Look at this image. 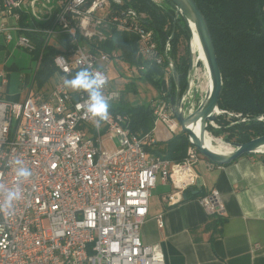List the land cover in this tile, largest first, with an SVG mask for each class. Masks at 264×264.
<instances>
[{
	"label": "built area",
	"instance_id": "2783aa9c",
	"mask_svg": "<svg viewBox=\"0 0 264 264\" xmlns=\"http://www.w3.org/2000/svg\"><path fill=\"white\" fill-rule=\"evenodd\" d=\"M121 5V0H0V19L15 20L17 46L27 53L35 51L30 35L42 36L46 45L52 37L68 38L67 49L53 59L57 77L49 92L32 93L22 103L0 99V204L7 190L21 193L11 215L0 212V264H164L160 246H146L140 238L149 199L158 182L171 186L169 205L201 187L194 148L178 163L147 150L180 132L166 99L168 79L163 78L150 104L153 126L144 135L131 133L129 117L118 112L98 129L87 112V93L64 87V78H73L75 71H99L107 78L102 91L109 107L117 108L122 96L111 89L109 72L121 62L120 52L89 47L114 34L135 37L143 61L163 64L152 32L133 10L113 7ZM5 38L12 37L7 33ZM143 71L124 66L115 80L130 84ZM165 72L170 73L168 66ZM0 83L7 84L5 70H0ZM17 159L31 171L30 178L17 179ZM199 202L207 216H225L218 191L207 192ZM156 224L163 229L161 216Z\"/></svg>",
	"mask_w": 264,
	"mask_h": 264
},
{
	"label": "trees",
	"instance_id": "16d2710c",
	"mask_svg": "<svg viewBox=\"0 0 264 264\" xmlns=\"http://www.w3.org/2000/svg\"><path fill=\"white\" fill-rule=\"evenodd\" d=\"M121 2L120 7H114L117 11L129 8L137 15H143L141 23L152 32L160 55H163L168 38L173 36L167 56L174 63L179 75L180 94H183L191 74L190 61L186 58L187 48L185 47L183 55L178 52L180 40L188 42L191 39L185 20L183 18L175 20L174 10L161 8L150 0H121ZM194 2L207 23L222 77L218 108L224 113L219 115L215 122L220 123L229 116L230 122H224L223 127L226 128L222 129H225L227 140L230 139L235 144H244L263 136L264 0H194ZM26 18L23 15L22 21ZM30 38L35 45V51L31 54L36 62L33 82L36 88L41 90L55 77L57 70L53 59L61 51L46 45L42 36L30 35ZM89 47L92 52L120 50V59L129 65L144 68V71L140 72L142 80L152 83L158 90L161 89L163 73L167 69L166 61L164 60L161 66L143 61L136 53L135 37L114 34L110 40L99 44L98 47ZM77 72L73 73V77ZM156 76L159 82H153L152 79ZM128 89L131 93H136L133 88L128 87ZM175 95L173 78L168 72L167 102L172 104ZM109 111L127 115L129 129L133 134H148L152 129L153 116L150 104L130 108L109 107ZM230 123L233 125L229 127ZM189 147L187 136L180 132L153 144L152 148L147 150L160 159L178 163L186 157ZM260 160L264 163V155L260 156ZM191 191L187 190L185 194L190 196Z\"/></svg>",
	"mask_w": 264,
	"mask_h": 264
},
{
	"label": "crops",
	"instance_id": "0c3cea01",
	"mask_svg": "<svg viewBox=\"0 0 264 264\" xmlns=\"http://www.w3.org/2000/svg\"><path fill=\"white\" fill-rule=\"evenodd\" d=\"M16 26L13 18L0 19V70L7 73V84L0 83V99L22 103L32 93L49 92L52 85L38 90L33 82L34 75L32 79L22 76L19 93H9L10 74L17 70L15 60L21 49L17 46ZM7 33L12 37L9 42L5 38ZM61 37L67 44V36ZM52 44L50 42L53 47ZM120 60L122 64L125 62ZM140 76L133 78L130 84L121 82L136 93L141 89L139 83L152 90L148 98L151 104L158 94L157 88ZM163 78L168 79V72L163 73ZM152 80L160 81L157 76ZM158 130L159 138H164L162 126ZM199 162L202 170L197 164L196 172L201 187L191 191L197 192V197L187 195L186 200L169 205L171 186L157 183L149 199L148 216L140 229L142 243L159 245L164 264H264V163L253 156L241 157L226 166H214L204 160ZM211 190L218 191L221 196L225 208L222 218L207 216L199 202V198ZM158 216L162 217V230L156 224Z\"/></svg>",
	"mask_w": 264,
	"mask_h": 264
},
{
	"label": "water",
	"instance_id": "95a60500",
	"mask_svg": "<svg viewBox=\"0 0 264 264\" xmlns=\"http://www.w3.org/2000/svg\"><path fill=\"white\" fill-rule=\"evenodd\" d=\"M20 1V0H18ZM174 7L175 20L182 17L187 23L191 40L193 35L196 36L203 58L207 64L210 78L211 89L208 94L198 104L197 108L193 110L188 116H184L186 96L190 93V76L187 87L183 94H180V81L174 63L168 58L167 53H163L164 60L170 68V75L176 88V95L174 102L171 104V114L177 122L180 132L185 134L188 139L189 146L194 148L196 152L207 159L214 166H226L244 156L264 155V135L252 139L244 144L231 143V153L219 154L208 149L203 143V135L206 132L208 125H211L216 118L221 115L222 111L218 108V99L222 87V77L217 64L215 49L209 33L207 23L195 4L194 0H168ZM173 36L168 38L166 45L170 44ZM190 71H192V64L190 62ZM199 125V134L195 132L196 126ZM197 192H192L196 195ZM188 196L182 195V199L186 200Z\"/></svg>",
	"mask_w": 264,
	"mask_h": 264
},
{
	"label": "rangeland",
	"instance_id": "374dc122",
	"mask_svg": "<svg viewBox=\"0 0 264 264\" xmlns=\"http://www.w3.org/2000/svg\"><path fill=\"white\" fill-rule=\"evenodd\" d=\"M33 0H24V2L26 4H29L30 2H32ZM151 2H153L154 4H156L157 6L164 8V9H172L174 10V8L172 7L171 4H169L166 0H156L155 2L153 0H150ZM38 5V3L36 4V6ZM112 6H110L111 8ZM115 7V6H113ZM112 7V8H113ZM111 8V9H112ZM175 14V11H174ZM138 16L140 18H143V15L138 14ZM179 19L182 18L181 16L178 17ZM187 29L189 31V34L191 36L189 27L187 25ZM64 38L60 37V39H56V38H51V43L53 42V47L58 49V50H65L67 49V44L66 42H64L63 40ZM172 40V39H171ZM185 47L187 48V54H186V58L188 61L191 62L192 64V71L190 74V82L193 78V74H194V68L195 67H200V63L196 62V55L192 49V40L190 43V40L188 42L183 41L182 39L180 40V44L178 47V52L180 55H183L185 53ZM19 51V56L16 57L15 60V65L17 67L16 71H12L11 72V83H10V87H9V93L10 94H16L19 93L20 91V80L22 78V76L28 77L29 79H32L34 73H35V69H36V62L33 60L32 55L27 53L26 51L22 50V49H18ZM197 50L199 53H202L199 48L197 47ZM125 63V62H124ZM123 63V64H124ZM122 62H120L117 66L112 67L111 71L109 72V78L112 79L111 81V89L115 90V91H119L121 92V101L117 104H114L115 107H123V108H130V107H134V106H138L137 104H143V105H147L149 103V96L152 94V90L144 88L142 86L141 83H139V87L141 88L140 90H138V93H131L130 90L123 85V82H121L119 79L115 80L117 78V76L121 77L120 73L122 72V68L124 66H128L129 64L126 63L123 66ZM128 64V65H127ZM200 64V65H199ZM133 67V66H131ZM57 75L55 77H53L50 81H48V85L47 86H53L55 79H56ZM126 77V76H125ZM35 85V84H34ZM195 85V82H194ZM128 86V85H127ZM35 88V86H34ZM37 89V88H36ZM192 91L191 95H187L186 96V102H185V110L187 112V115H189L191 112H193V110H195L198 106V104L201 102L202 98L198 92V90L195 88H190ZM158 93V91H157ZM158 97V94L156 96V98ZM228 117V118H227ZM226 118H224V121L218 123V122H212L211 125H208L207 129H206V136L210 141L211 145H215L214 140H219L222 143L230 146L231 143H234V141L228 139L227 140V134L225 133V129L222 128H226L223 127L224 122H230L229 121V116H227ZM243 121V120H242ZM241 121V122H242ZM233 125V123L229 124V127ZM222 129V130H221ZM180 132H176V134H178ZM212 142V143H211ZM116 143V141H115ZM200 156V155H199ZM254 159H258L260 160V156L261 155H252ZM200 160H204L209 162L207 159H205L204 157L200 156L199 158ZM198 168H201L200 162L198 163ZM197 167L195 169H197Z\"/></svg>",
	"mask_w": 264,
	"mask_h": 264
},
{
	"label": "clouds",
	"instance_id": "9594fccd",
	"mask_svg": "<svg viewBox=\"0 0 264 264\" xmlns=\"http://www.w3.org/2000/svg\"><path fill=\"white\" fill-rule=\"evenodd\" d=\"M60 60L64 59L60 57ZM66 72L67 68L64 69ZM64 87L74 92L83 91L88 96L87 112L94 121V125L99 129L102 123L109 119V98H106L102 89L107 84V78L99 71L93 73L88 68L78 71L73 78H64ZM16 176L19 181L30 178L31 171L23 165V162L16 160ZM21 199L19 190H7L4 193L3 203L0 204V212L11 215L14 211V202Z\"/></svg>",
	"mask_w": 264,
	"mask_h": 264
},
{
	"label": "bare ground",
	"instance_id": "6f19581e",
	"mask_svg": "<svg viewBox=\"0 0 264 264\" xmlns=\"http://www.w3.org/2000/svg\"><path fill=\"white\" fill-rule=\"evenodd\" d=\"M197 47L200 50L199 44H198V40L196 38L195 35H193L192 38V49L195 53V57H196V62H199L200 67H195L194 68V74H193V78L190 82V88H195L198 90L201 98L203 99L205 97L206 94L209 93L210 89H211V78H210V73L207 67V64L203 58L202 53H199L197 50ZM201 51V50H200ZM195 82V85H194ZM192 94V91L190 89V93L189 95ZM202 101V100H201ZM109 116H112V112H110ZM184 116H188L186 110L184 109ZM195 132L198 135L199 134V125L196 126L195 128ZM176 132L173 133V135H175ZM203 143L204 145L219 154H227V153H231L233 150L230 146L222 143L219 140H214L215 145H211L209 139L206 136V133H204L203 135ZM212 143V142H211Z\"/></svg>",
	"mask_w": 264,
	"mask_h": 264
}]
</instances>
